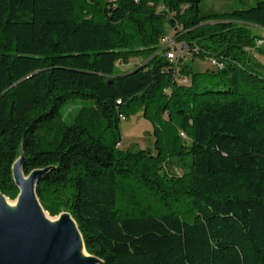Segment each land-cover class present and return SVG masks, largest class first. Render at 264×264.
Returning <instances> with one entry per match:
<instances>
[{
	"label": "trees",
	"instance_id": "16d2710c",
	"mask_svg": "<svg viewBox=\"0 0 264 264\" xmlns=\"http://www.w3.org/2000/svg\"><path fill=\"white\" fill-rule=\"evenodd\" d=\"M203 1L0 0V192L16 199L22 154L25 175L44 170L43 209L69 212L98 264H264V65L250 54L264 0ZM171 30L219 64L214 87L175 82L159 44ZM75 99L90 105L67 124ZM132 114L153 151L120 148Z\"/></svg>",
	"mask_w": 264,
	"mask_h": 264
},
{
	"label": "water",
	"instance_id": "95a60500",
	"mask_svg": "<svg viewBox=\"0 0 264 264\" xmlns=\"http://www.w3.org/2000/svg\"><path fill=\"white\" fill-rule=\"evenodd\" d=\"M23 160L21 154L12 164L19 190L14 209H8L0 192V264H98V258L80 254L79 244H84L70 214H59L56 223L46 219L35 192L44 170L25 175Z\"/></svg>",
	"mask_w": 264,
	"mask_h": 264
},
{
	"label": "rangeland",
	"instance_id": "374dc122",
	"mask_svg": "<svg viewBox=\"0 0 264 264\" xmlns=\"http://www.w3.org/2000/svg\"><path fill=\"white\" fill-rule=\"evenodd\" d=\"M256 0H204L201 3L203 10H212V11H227L234 8L248 7L255 3ZM252 31L255 34H258L260 37L257 41V45H262L261 51L253 50L250 54L255 58V61L264 65V29L262 28H253ZM171 32H167L165 35H168ZM261 41L259 44L258 42ZM165 47V45H164ZM180 58L188 66V72L184 73L180 71L181 74L187 75L190 79L194 75L195 81L199 84H204L208 87H214V85L219 80V75L217 74L216 68H213L210 64L208 58H198L190 55L188 49H185L180 56ZM141 62L139 58H131L126 64H118L117 71L125 72L136 66ZM89 100L75 99L65 105L62 110V118L65 123L70 124L74 121V117L77 114V111L83 106H89ZM120 134L122 141L120 148L122 149H135V148H146L153 151L154 137L152 135V124L139 116V114L129 115L125 120H122L119 125ZM170 172L180 175L182 170L178 166L173 165ZM7 200L10 203H13L9 198ZM40 203V202H39ZM41 206V204H40ZM43 209V207L41 206ZM44 213H47L49 217H57L61 213H68L67 211H61L56 215H49L47 211L43 209ZM72 217V216H71Z\"/></svg>",
	"mask_w": 264,
	"mask_h": 264
},
{
	"label": "built area",
	"instance_id": "2783aa9c",
	"mask_svg": "<svg viewBox=\"0 0 264 264\" xmlns=\"http://www.w3.org/2000/svg\"><path fill=\"white\" fill-rule=\"evenodd\" d=\"M259 44L261 41L258 42ZM162 49H164L165 57L169 62L174 65V80L177 84H188L189 77L185 74L180 73V66H179V58L183 52H185V45L176 43L173 39V34L169 33L168 35H164L159 42ZM165 45V47H164ZM210 64L213 68L219 66L214 60H209ZM120 120H125L124 116H120ZM182 138H186V136L180 132L179 133Z\"/></svg>",
	"mask_w": 264,
	"mask_h": 264
},
{
	"label": "bare ground",
	"instance_id": "6f19581e",
	"mask_svg": "<svg viewBox=\"0 0 264 264\" xmlns=\"http://www.w3.org/2000/svg\"><path fill=\"white\" fill-rule=\"evenodd\" d=\"M216 68V67H215ZM190 82V81H189ZM188 82V84H189ZM182 85H187V84H182ZM13 203H10L7 198L5 199V203L6 206L8 207V209H14L16 207V201H12ZM44 216L46 217V219L50 222V223H56L58 222L60 217H49L47 213H44ZM79 252L81 255L85 256L86 255V251L83 248L82 242H80L79 244Z\"/></svg>",
	"mask_w": 264,
	"mask_h": 264
}]
</instances>
